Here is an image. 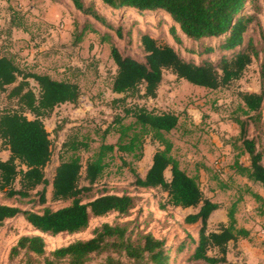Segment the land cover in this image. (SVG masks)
I'll list each match as a JSON object with an SVG mask.
<instances>
[{
    "label": "trees",
    "instance_id": "trees-1",
    "mask_svg": "<svg viewBox=\"0 0 264 264\" xmlns=\"http://www.w3.org/2000/svg\"><path fill=\"white\" fill-rule=\"evenodd\" d=\"M71 1L86 16L78 40L90 24L96 28L93 19L114 30L118 36L122 35L123 26H112L106 15L96 7V0ZM102 1L122 13L135 11L169 15L174 22L171 31L176 41L182 43L175 28L178 24L185 36L201 43L203 50L200 55L205 53L207 56L200 61L187 58L174 45L161 42L147 31L141 34L144 57L138 58L123 54L115 44L114 34L103 32L101 40L111 44V56L117 65L112 91L124 96L115 100L116 103L122 102L119 106L124 114L117 113L104 131L106 135L113 130L118 135L116 143L102 142L99 150L84 163L79 151L88 150L89 142L79 139L65 142L63 146L69 154L56 168L52 195L54 200H70L72 203L58 209L45 207L42 212H37L0 202V227L6 220L23 214L40 233L73 234L85 230L94 217L113 212L128 214L140 200L137 195L105 193L90 197L85 202V194L91 192L93 185L102 177L109 153H119L122 164L130 166L125 155L141 160L146 142L150 139L159 146L146 174L141 176L134 171V185L142 189H161L167 193V201L161 204L162 209H166L167 205L198 208L184 218L185 224L197 225L198 238L189 234L175 247L176 253L187 249L183 255V261L187 263L240 264L228 258L229 243L247 238L250 231L237 225L235 208L229 211L228 223H222L217 230L208 228L209 219L220 204L204 193L199 179L182 168L173 154V141L167 134L179 126L180 116L174 112H155L140 105L127 107L126 103L129 97L135 95L157 97L165 71L209 89L222 88L240 79L259 54L246 36L255 20L253 14L245 12L251 0ZM95 28L92 31H96ZM214 39H219L217 46L208 44ZM262 40L264 51V34ZM216 50L220 56L213 59L211 54ZM192 52L195 50L192 49ZM4 93L11 104L0 112V140L1 145L10 151V156L0 158V193L8 199L30 198L38 186L49 184L45 168L51 162L54 151L44 118L60 104L77 103L81 88L73 80L23 70L12 57L0 54V96ZM240 98L243 114L249 118H235L241 131L232 144L238 156L231 167L236 175L260 183L264 188V146L257 136H250L248 130L251 121L259 122L257 118L264 106V89L240 92ZM243 155L248 156V163L240 160ZM84 167L85 176L82 172ZM82 178L88 184L82 185ZM246 191L264 201L250 186ZM37 193L38 202L44 204L45 190ZM128 231L127 224L104 223L95 229L93 237L76 240L50 253L42 234L22 235L12 247L11 256L26 254V264H85L92 255L108 252L104 264H172L174 247L169 246L164 238H158L152 232L139 233L138 238H132Z\"/></svg>",
    "mask_w": 264,
    "mask_h": 264
},
{
    "label": "rangeland",
    "instance_id": "rangeland-1",
    "mask_svg": "<svg viewBox=\"0 0 264 264\" xmlns=\"http://www.w3.org/2000/svg\"><path fill=\"white\" fill-rule=\"evenodd\" d=\"M65 2L0 0V54L12 57L23 70L73 80L81 88L77 103L60 104L44 118L54 151L51 162L45 168L49 184L38 186L30 198L8 199L0 193V202L37 212H42L45 207L58 209L72 203L70 200H54L52 195V180L56 168L69 154L63 146L65 142L75 139L89 142L88 150L79 151L85 163L99 150L102 142L113 144L117 141L118 135L113 130L106 135L104 131L117 113L124 114L119 106L122 102H115L117 98L124 96L112 91L117 65L111 56V44L101 40L103 32L114 34L115 44L123 54L138 58L144 57L141 34L147 31L161 42L174 45L187 58L200 61L207 56L205 53L200 55L203 50L201 43L185 36L178 25L175 28L182 43L176 41L171 31L174 22L169 16L135 11L122 13L121 10H115L101 2L96 3V7L106 15L112 26H123L122 35L118 36L114 30H109L93 19L96 28L89 23V28L78 40L86 16L73 3ZM247 4L245 12L253 14L255 20L246 36L256 46L259 54L253 58L240 79L222 88L209 89L193 85L171 71H165L157 97L135 95L129 97L126 104L127 107L140 105L155 112H174L180 116L179 126L167 136L173 141V154L182 167L191 175L197 176L204 193L220 204L211 215L208 228L217 230L222 223H228L229 211L235 208L237 225L250 231L247 237L250 242L244 246L236 243L231 245L229 258L237 259L240 264H264V201L246 191L247 186H250L264 198V188L260 183L246 182L242 176L235 174L233 177L231 167L238 156V151L232 144L241 131L235 118H249L243 114L240 92H259L264 89V0H251ZM94 28L96 31H92ZM218 42L219 39H214L208 44L217 46ZM218 53L216 50L211 57L217 59L220 56ZM10 104L6 93L2 94L0 112ZM258 120L257 123H249V135L257 136L259 143L264 146V106ZM1 144L0 140V158L7 159L10 152ZM158 146V143L148 139L144 156L139 161L131 155H125L130 166L122 164L119 153H109L102 177L93 185L92 191L85 194V202L90 197L105 193L137 195L140 200L128 214L113 212L94 217L83 231L57 235L36 231L23 214H18L0 227V264H26V254L11 256L12 247L22 235L42 234L47 252L50 253L76 240L93 237L95 229L104 223L127 224L132 238H138L139 233L152 232L174 247L171 253L172 264H197L183 261L187 249L176 253L175 247L188 238L189 234L198 238L197 225L184 223L185 216L196 212L198 208L167 205L166 209H162L161 204L167 201V193L161 189H142L134 185V171L141 176L145 175L150 156ZM240 160L248 163V156H240ZM82 172L85 176V167ZM167 176L170 177L169 173ZM81 184L88 182L82 178ZM43 190L46 192V202L40 204L37 192ZM108 255V252L94 254L85 264H104Z\"/></svg>",
    "mask_w": 264,
    "mask_h": 264
},
{
    "label": "crops",
    "instance_id": "crops-1",
    "mask_svg": "<svg viewBox=\"0 0 264 264\" xmlns=\"http://www.w3.org/2000/svg\"><path fill=\"white\" fill-rule=\"evenodd\" d=\"M66 2L65 3H68V1H70L71 3H72V1L71 0H65ZM69 2V3H70ZM99 2H101V3H103V1L102 0H96V3H99ZM104 4V3H103ZM108 7H110V6H108ZM110 8H112V7H110ZM114 9V8H113ZM116 10V9H115ZM157 14V13H156ZM164 15H166V14H164ZM167 17L169 16V15H166ZM170 17V16H169ZM171 18V17H170ZM172 19V18H171ZM176 25H178V24H176ZM179 26V25H178ZM49 74V73H48ZM51 75V74H50ZM53 77V76H52ZM58 79V78H57ZM9 151V150H8ZM10 152V151H9ZM153 155H154V153L150 156V161H149V166H148V169L150 168V166L152 165V162H153ZM181 164V163H180ZM181 167H182V165H181ZM183 168V167H182ZM147 169V170H148ZM147 172V171H146ZM189 173V172H188ZM234 173V172H233ZM146 174V173H145ZM190 174V173H189ZM191 175V174H190ZM169 176H170V174H169ZM237 176H239V175H237ZM197 177V176H196ZM233 177H235V173H234V176ZM239 177H241V176H239ZM198 178V177H197ZM242 178H244V177H242ZM199 179V178H198ZM245 180H246V182H248V180L245 178ZM249 183V182H248ZM203 189V188H202ZM204 190V189H203ZM255 191V190H254ZM256 192V191H255ZM248 239H250V238H240V239H238V241H231L230 243H229V248L231 247V245H235V243L236 244H240V246L242 245V246H244V245H247V243H249L250 242V240H248ZM233 243V244H232ZM229 254V253H228ZM228 258H229V256H228ZM230 259V258H229ZM230 260H233V259H230ZM234 261H237V262H239L237 259L236 260H234Z\"/></svg>",
    "mask_w": 264,
    "mask_h": 264
},
{
    "label": "built area",
    "instance_id": "built-area-1",
    "mask_svg": "<svg viewBox=\"0 0 264 264\" xmlns=\"http://www.w3.org/2000/svg\"><path fill=\"white\" fill-rule=\"evenodd\" d=\"M221 170V169H220Z\"/></svg>",
    "mask_w": 264,
    "mask_h": 264
}]
</instances>
